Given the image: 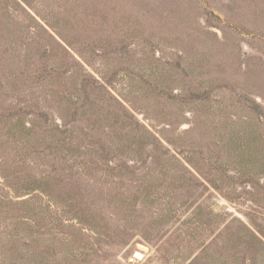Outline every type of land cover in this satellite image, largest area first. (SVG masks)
Here are the masks:
<instances>
[{
  "label": "rangeland",
  "instance_id": "374dc122",
  "mask_svg": "<svg viewBox=\"0 0 264 264\" xmlns=\"http://www.w3.org/2000/svg\"><path fill=\"white\" fill-rule=\"evenodd\" d=\"M253 254L264 0H0V264Z\"/></svg>",
  "mask_w": 264,
  "mask_h": 264
},
{
  "label": "trees",
  "instance_id": "16d2710c",
  "mask_svg": "<svg viewBox=\"0 0 264 264\" xmlns=\"http://www.w3.org/2000/svg\"><path fill=\"white\" fill-rule=\"evenodd\" d=\"M248 238L250 239V243L249 244L252 245L253 242H252L251 238L250 237H248ZM234 259L237 260L236 257H233V259L231 260L232 261V264H233ZM249 259L250 260H249V263L248 264H258V261H257V258L255 256V254L250 255ZM237 264H246V261H245L244 257H243V259L241 261H237Z\"/></svg>",
  "mask_w": 264,
  "mask_h": 264
},
{
  "label": "water",
  "instance_id": "95a60500",
  "mask_svg": "<svg viewBox=\"0 0 264 264\" xmlns=\"http://www.w3.org/2000/svg\"><path fill=\"white\" fill-rule=\"evenodd\" d=\"M134 256L137 258H142L143 254L140 251H135Z\"/></svg>",
  "mask_w": 264,
  "mask_h": 264
}]
</instances>
